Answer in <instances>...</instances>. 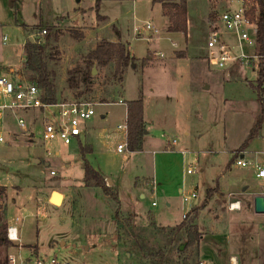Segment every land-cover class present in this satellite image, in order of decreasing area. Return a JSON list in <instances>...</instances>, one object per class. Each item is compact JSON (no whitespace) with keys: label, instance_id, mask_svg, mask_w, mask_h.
Here are the masks:
<instances>
[{"label":"rangeland","instance_id":"374dc122","mask_svg":"<svg viewBox=\"0 0 264 264\" xmlns=\"http://www.w3.org/2000/svg\"><path fill=\"white\" fill-rule=\"evenodd\" d=\"M243 2L248 5L252 0ZM240 3L188 0L190 28L185 40L182 34L165 32L161 2L153 0H100L97 9L96 0H0V73L8 68L21 70L23 43L38 37L36 26L48 29V37L44 35L41 43L50 55L59 99H80L94 106V115L85 122L89 135L70 144L54 139L42 145L37 111L18 112L26 122L36 119L26 132L6 114L3 127L7 142L0 146V216L1 224L17 225L18 240L0 246V261L6 255L27 257L34 252L77 264H183V258L188 264H199L205 258L210 264H227L231 254L249 264L264 259V214L254 212L248 204L260 184L250 167L234 163V157L241 153L253 161L263 156L257 152L264 153V119L257 136L242 145L260 115L255 89L260 73L239 69L237 64L218 69L207 63L212 27L220 24L222 11L235 9ZM146 22L151 24L150 32H139ZM82 28L95 29L80 43L75 34ZM115 28L131 55L146 57L148 65L142 68V59H134L135 73L127 68L122 86L117 80L111 83L105 79V73L112 72L110 64L97 66L99 72L94 74L90 90L81 82L77 88L69 87L71 71L87 67L86 44L100 37L112 40ZM4 36L9 38L5 44ZM139 97L147 131L142 149L115 155L116 142L123 139L115 127L124 124L125 106L114 100ZM103 113L107 117L102 124L113 134L108 147L97 142L91 151V127L100 123ZM185 129L190 132L188 137L183 136ZM167 136L175 137V146L185 151L183 161L169 169L171 179L164 181L167 194L177 187L181 165L185 171L190 162L194 172L185 176L186 181L200 191L209 187L195 206L194 199L188 205L174 199L168 207L164 198L150 199L148 193L139 198L133 188L136 177L152 175L156 158L158 166L160 154L154 155L153 161L151 151ZM84 159L114 184L120 180V187L108 183L116 190L117 201L93 184L84 185ZM146 182L149 186V180ZM54 191L63 194L59 206L50 200ZM230 193L242 200L241 211H227L229 200H233ZM181 220L197 223L206 254L202 259L191 249L196 247L187 249L191 254L180 250L184 228L174 225Z\"/></svg>","mask_w":264,"mask_h":264},{"label":"built area","instance_id":"2783aa9c","mask_svg":"<svg viewBox=\"0 0 264 264\" xmlns=\"http://www.w3.org/2000/svg\"><path fill=\"white\" fill-rule=\"evenodd\" d=\"M235 9H226L219 16L220 24L212 27V32L208 37L207 46L210 48L207 57L209 66L218 69H227L234 65L238 68H245L256 75L264 70V51H261L260 45L256 40L257 24L255 17L252 19L248 13V7L243 0ZM151 24L146 22L142 30L139 32L148 34ZM156 32V29H154ZM46 30L38 31V37L32 41L41 42V38L45 35ZM31 35V34H30ZM2 42H9V38L4 36ZM24 44V43H23ZM173 45H176L173 43ZM23 46V45H22ZM105 79L113 82L115 77L113 73H105ZM122 104V100L114 101ZM93 104L83 100H57L56 102H46L42 99L41 90L23 76H18L14 71H6L0 73V146L6 144L5 131L3 121L6 114H10L16 120L17 126L21 131H28L30 122L35 123L36 119L26 122L22 115L18 112L37 111L40 119V142L47 146L54 139H59L65 144L72 142H80L81 137L85 135V122L90 120L94 115ZM118 128L124 133L125 140L116 145V151L122 153L126 149V122L118 125ZM34 136V133L33 135ZM169 146L176 144L173 136L164 137ZM182 154L185 151H181ZM260 160H251L245 157L244 153L235 157L234 163L240 167H250L253 170L256 180L260 184V189L252 192L255 195H264V153ZM194 169L192 164L187 162L184 174H192ZM53 174V171L50 172ZM233 194H229L231 197ZM181 202L188 205L192 199L197 197L196 190L192 189L188 192L181 191ZM155 205V202H152ZM190 208L187 209L189 211ZM229 211L240 209V201L238 199L229 200L227 204ZM187 211H184L182 217L185 218ZM5 236L9 242L18 240V228L16 224H7ZM3 264H77L67 259L58 258L55 255H39L34 252L27 257L6 255ZM88 264V263H78ZM112 264V263H99ZM199 264H210L207 261H200ZM228 264H236L235 257H229Z\"/></svg>","mask_w":264,"mask_h":264},{"label":"trees","instance_id":"16d2710c","mask_svg":"<svg viewBox=\"0 0 264 264\" xmlns=\"http://www.w3.org/2000/svg\"><path fill=\"white\" fill-rule=\"evenodd\" d=\"M100 0H96V9L98 8ZM245 1V0H243ZM153 2H161L163 9V15L167 18V26L165 32L169 35L182 34L187 38V2L188 0H153ZM248 13L253 19L255 17L257 24L256 40L260 45L261 51H264V0H252V3H248ZM99 15L97 16V18ZM38 31L40 27L36 26ZM26 32L28 27L24 26ZM46 38L48 37L49 30L45 29ZM37 31V32H38ZM76 33V32H75ZM30 35V33H27ZM83 37L81 32L75 34L76 39ZM54 38L57 39L56 31ZM23 61L21 70L17 71V75L25 77L28 81L33 82L42 92V99L46 102H56L60 100L58 98L57 84L55 81L54 70L49 66L50 55L46 53V45L32 40H26L23 44ZM149 55V54H148ZM87 67L73 69L70 76L67 78L69 87L77 88L79 83H84L86 89L90 90L94 75H92L93 64L105 68L110 64H113L112 73L115 80L121 84L123 80L124 67L134 61V58L130 56L127 46L118 41L112 42L108 40H100L96 43L95 47L89 50L85 55ZM149 60L145 57L142 59V68L146 67ZM79 75V77H78ZM255 89L260 101V115L256 119L254 125L250 128L246 139L243 141V146H246L249 141L254 139L258 131L261 128V123L264 119V70L260 71V76L256 80ZM81 92L78 93V97L81 96ZM80 100V99H77ZM106 102V101H104ZM103 103V102H102ZM126 104V149L128 151H137L142 149V141L145 132V120L143 101L139 97L137 99L128 100ZM83 147H81V150ZM236 157V156H235ZM234 157V159H235ZM83 167V183L84 185L93 184L99 187L103 194L110 196L113 200L117 201L116 190L112 186L108 185L107 180L93 168L85 159L82 163ZM192 212L195 209L191 210ZM190 211V212H191ZM117 214L115 218L117 219ZM119 220H116V224ZM178 228H184L185 241L183 244L182 252H185L189 247L198 248L199 241L202 233L198 230L197 226L192 222L182 221ZM6 224H1L0 216V246L10 243L5 236ZM5 262V258L0 261V264ZM183 264H188L187 259L183 258Z\"/></svg>","mask_w":264,"mask_h":264},{"label":"crops","instance_id":"0c3cea01","mask_svg":"<svg viewBox=\"0 0 264 264\" xmlns=\"http://www.w3.org/2000/svg\"><path fill=\"white\" fill-rule=\"evenodd\" d=\"M161 13H162V16H164L163 15V9H161ZM165 17V16H164ZM166 18V17H165ZM166 26H167V18H166V23H165V28H166ZM95 27H97L96 25H95ZM189 28H190V20L188 19V16H187V39H188V37H189ZM93 29H95V28H82L81 29V32H82V34H83V37L82 38H80L79 39V42L81 43V41L82 42H85L84 40H85V36L88 34V33H91V31L93 30ZM55 30V29H54ZM114 34L116 35L114 38H112V40H108V41H112V42H118V41H120V33H119V30H118V28H115L114 30ZM149 38H151V37H149ZM102 39H105V38H103V37H100V38H97L96 40H94L92 43L91 42H89L88 44H86V46H89L88 47V49L89 50H91V49H93L94 47H95V45H96V43L98 42V41H100V40H102ZM107 40V39H106ZM59 41V40H58ZM188 41V40H187ZM175 43V42H174ZM125 44V43H124ZM126 45V44H125ZM127 46V45H126ZM23 47V46H22ZM127 49H128V51H129V54H130V56L131 57H133L134 59H138V60H140V59H142V57L141 58H137V57H135V56H133V55H131V53H130V50H129V48H128V46H127ZM150 52H153V53H155V51H150ZM136 63H137V61H136ZM134 66H135V63L132 61V62H130V64L129 65H127V66H125L124 67V73L123 74H125L126 73V71H127V68H131L133 71H134ZM93 67H95V69H96V72H99L98 70L99 69H97V65L96 64H93ZM92 67V68H93ZM4 71H14V73L17 75V71H15L14 69H10V68H8L7 70H4ZM134 73H135V71H134ZM124 82V78H123V80H122V82H121V86H122V83ZM58 94V98H59V93H57ZM119 100V99H118ZM114 101H117V100H114ZM104 103V102H103ZM115 103V102H114ZM117 104H119V103H117ZM122 104H124V106H125V109H124V123L126 122V105H125V102L123 101V103ZM106 117H107V115L105 114V113H103L102 115H101V117H100V123H97L95 126H92L91 127V151L94 149L93 148V146H95L96 147V144H97V142L100 144V146H102V147H108L109 146V144H108V138L113 134V132L111 131V133H110V131L108 130V128L106 127V126H104V124H102V123H104L105 121H106ZM118 125L119 124H117L116 125V127H115V130H118V132L122 135V137H123V139H122V141H124L125 140V135H124V133L118 128ZM85 127H86V132H85V135H84V137H86V135H89V132H90V127H87L86 125H85ZM116 132V131H115ZM145 133H147V131L145 130ZM145 133H144V135H145ZM190 135V132H189V130H184L183 131V136L184 137H188ZM143 138H144V136H143ZM32 139H33V137H32ZM120 141L121 140H117V142H116V145L118 144V143H120ZM80 142H82L81 141V139H80ZM124 151H128L127 149H125ZM123 151V152H124ZM183 151V150H182ZM113 152H114V154L115 155H120V154H122V153H118L117 151H116V146H115V148L113 149ZM130 152V151H129ZM151 154H152V159H153V161H154V155H156V154H160V160H159V164H158V166H157V164H156V161H157V158L155 159V161L153 162V169H152V175L151 176H148V177H146V176H143V178H139V177H136L135 178V181H134V185H133V188L135 189V191H137V195L139 196V198H144L145 196H146V194L148 193V196H149V198L150 199H154V198H164V200H165V202H166V206H170L171 205V201H173L174 199H178V200H180V202H181V196H180V192L181 191H185V192H188V191H190V190H192V189H194V190H196V192H197V197L194 199L195 200V202L193 203V205L195 206V205H197V201H198V197H199V195L201 196L202 194H204L205 195V193H206V189L207 188H209V187H206V188H203L204 190L203 191H200L199 189H198V186L197 185H192V182H187L186 181V178H185V174H184V168H183V166L181 165V168H182V176L181 175H179V180H178V182H177V187H175V188H173L172 189V191L169 193V194H167V190H166V188H165V183H164V181H166V180H168V179H171V177L169 176V174H168V172H169V169L174 165V164H176L177 166H178V161H183V158H182V152L179 150V148L178 147H176L175 145L174 146H169L168 145V143H166V141H165V139H164V142H163V144H161L159 147H158V149H156V150H152L151 151ZM33 159H37V158H33ZM125 158L124 157H122V160H124ZM93 167V166H92ZM94 168V167H93ZM96 169V168H95ZM97 170V169H96ZM101 175L106 179V180H110L109 179V177H107L105 174H103V173H101ZM137 178H139V180L137 179ZM145 179V180H144ZM146 180H149V183H148V185L149 186H146L147 185V182H146ZM111 181V183L112 184H114V182H113V180H110ZM120 180L119 179H117L116 180V182H115V184H116V186H118V187H120ZM115 184L113 185V186H115ZM137 186V187H136ZM54 192H57V191H54ZM54 192H52V194L54 193ZM220 192H221V190H220ZM57 193H60V192H57ZM222 194H224L223 192H221ZM52 194H51V197H52ZM62 194V193H61ZM224 195H227V194H224ZM221 196V195H220ZM50 197V198H51ZM62 197H63V194H62ZM252 199H253V196L251 197ZM63 199V198H62ZM229 199H234V197L233 196H231V197H229ZM239 200V199H238ZM240 201V211L243 209V207H244V205H243V202H242V200H239ZM227 204V203H226ZM248 204H249V207H252V209H253V202H251V203H249L248 202ZM153 206H156V203H155V205H153ZM189 206H191V205H189ZM188 209V208H187ZM227 210V209H226ZM228 212H235V211H237V210H235V211H229V210H227ZM253 211H254V209H253ZM182 222V220L180 221V222H178V223H176L174 226H176V225H179L180 223ZM192 224H194V225H196L197 223L195 222V221H193L192 222ZM202 239H203V237H202ZM201 239V240H202ZM201 240L199 241V245H198V248H191V249H196V255L200 258V259H202V257H205V253L203 252V249H202V245H201ZM182 248H183V246H182ZM180 250H181V248H180ZM190 250V249H189ZM189 250H187V253L188 254H191L190 252H189ZM182 253H184V252H182ZM230 256H233V257H235V260H236V264H249V263H243V261H241V259H240V257H238V256H235V255H233V254H231V255H229V257ZM229 257L227 258V264L229 263ZM204 261H207L208 262V259H203ZM203 260H201V261H203ZM255 264H264V259H261V260H259V261H256V263Z\"/></svg>","mask_w":264,"mask_h":264},{"label":"water","instance_id":"95a60500","mask_svg":"<svg viewBox=\"0 0 264 264\" xmlns=\"http://www.w3.org/2000/svg\"><path fill=\"white\" fill-rule=\"evenodd\" d=\"M96 73L95 67L92 68V75ZM145 133V132H144ZM34 162H39L38 159H33ZM107 183H111L107 180ZM254 212L264 214V195H255L252 199ZM182 249V247H181Z\"/></svg>","mask_w":264,"mask_h":264},{"label":"bare ground","instance_id":"6f19581e","mask_svg":"<svg viewBox=\"0 0 264 264\" xmlns=\"http://www.w3.org/2000/svg\"><path fill=\"white\" fill-rule=\"evenodd\" d=\"M62 198L63 197L61 193L54 192L50 200L53 204H55L56 206H59L62 202Z\"/></svg>","mask_w":264,"mask_h":264}]
</instances>
